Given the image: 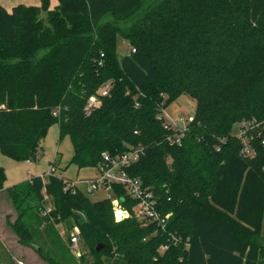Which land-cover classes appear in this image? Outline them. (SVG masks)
<instances>
[{"label": "trees", "instance_id": "trees-1", "mask_svg": "<svg viewBox=\"0 0 264 264\" xmlns=\"http://www.w3.org/2000/svg\"><path fill=\"white\" fill-rule=\"evenodd\" d=\"M119 40L131 48L123 57ZM182 95L196 112L182 143L171 144L163 112ZM254 119L264 122V0L0 5L1 152L37 160L54 124L79 169L142 146L128 172L154 191L162 216L171 213L165 229L134 216L116 221L111 199L94 202L55 173L31 177L5 190L17 213L10 227L25 244L51 203L44 220L78 227L90 264H264V144L255 135L245 156L233 134ZM6 179L0 166V191ZM114 190L132 209L124 189ZM49 236L57 250L55 231ZM37 252L49 264L87 262L85 253L62 263Z\"/></svg>", "mask_w": 264, "mask_h": 264}, {"label": "rangeland", "instance_id": "rangeland-1", "mask_svg": "<svg viewBox=\"0 0 264 264\" xmlns=\"http://www.w3.org/2000/svg\"><path fill=\"white\" fill-rule=\"evenodd\" d=\"M152 1L155 0H147L148 3ZM43 16L45 17V15ZM117 47L120 57L125 56L131 50L130 45L123 40H119ZM195 112V99L188 95H182L163 112V115L165 122L168 123L171 120L177 122L180 117L194 115ZM41 145L43 148L40 149L37 160L26 162H17L5 156L0 149V166L5 168L7 174L4 185L6 189L31 177L42 176L52 165L56 169L55 174L57 176L66 182L77 183L80 188H83L85 182L97 178L99 171L96 167L79 169L76 165L70 164L74 154L73 144L69 136L60 140L58 124L50 127ZM5 190L0 191V264H49L39 255L38 248L49 252L54 259L62 263H66L65 257L75 258L79 261L84 253L87 260L85 264H90L93 261L81 235L78 245L74 246L69 243V237H71L76 226L71 228L64 222L54 223L44 220L45 215L53 210L51 203H48L46 212H42L41 223L34 227V244L22 242L9 224L16 220L17 213ZM89 197L96 202L109 198V194L106 191H97ZM50 226L51 228H48ZM52 230L57 235L55 239L60 243L57 250L48 241L51 239L49 234L52 233Z\"/></svg>", "mask_w": 264, "mask_h": 264}, {"label": "built area", "instance_id": "built-area-1", "mask_svg": "<svg viewBox=\"0 0 264 264\" xmlns=\"http://www.w3.org/2000/svg\"><path fill=\"white\" fill-rule=\"evenodd\" d=\"M135 51V50H133ZM110 84L101 87L97 95L92 96L86 106V111L91 113V110L100 105V97L107 96L110 91ZM194 115L180 117L177 122L169 121L166 126L173 128L175 133L169 136L168 141L171 144H181L185 136L188 125L193 121ZM233 134L243 143V154L245 156H252L254 153L251 146V140L254 136L262 137V144H264V122L257 120H243L237 123L234 127ZM144 154L142 146L131 147L123 154L112 156L105 152L102 154V161L96 167L99 174L96 179L89 180L84 183L83 188H80L75 182H68L73 191H82L87 195H91L97 191H106L109 194V199L112 201L113 211L117 221L124 220L128 217L134 216L143 225L157 224L158 227L165 229L171 213L162 216L157 204L155 193L152 189L145 187L142 180L138 177L130 175L128 169L138 162ZM56 171L54 165L44 173L41 177L47 181L48 177ZM119 186L124 189L128 199L135 201L132 209L127 208L124 204V197H120L115 193L114 187ZM157 232H155L156 234ZM81 231L78 227L74 229L71 235V244L76 246L79 243ZM176 241L177 239L174 238ZM189 247V245H187ZM169 248V245H162L160 252L163 253Z\"/></svg>", "mask_w": 264, "mask_h": 264}, {"label": "crops", "instance_id": "crops-1", "mask_svg": "<svg viewBox=\"0 0 264 264\" xmlns=\"http://www.w3.org/2000/svg\"><path fill=\"white\" fill-rule=\"evenodd\" d=\"M42 0H0V5H2L7 10H11L14 6L19 4H24L27 6H39ZM51 7H55L58 4V0H50ZM6 188H4L5 190Z\"/></svg>", "mask_w": 264, "mask_h": 264}, {"label": "water", "instance_id": "water-1", "mask_svg": "<svg viewBox=\"0 0 264 264\" xmlns=\"http://www.w3.org/2000/svg\"><path fill=\"white\" fill-rule=\"evenodd\" d=\"M102 247H103V245L99 244V245L97 246L96 250H97V251H100Z\"/></svg>", "mask_w": 264, "mask_h": 264}]
</instances>
